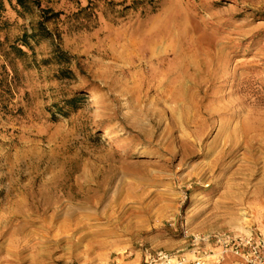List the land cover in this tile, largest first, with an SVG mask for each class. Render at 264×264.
<instances>
[{"label": "rangeland", "instance_id": "rangeland-1", "mask_svg": "<svg viewBox=\"0 0 264 264\" xmlns=\"http://www.w3.org/2000/svg\"><path fill=\"white\" fill-rule=\"evenodd\" d=\"M43 3L62 14L36 57L58 46L70 65L2 53L37 15L9 11L0 33V264H145L264 236V0Z\"/></svg>", "mask_w": 264, "mask_h": 264}, {"label": "trees", "instance_id": "trees-1", "mask_svg": "<svg viewBox=\"0 0 264 264\" xmlns=\"http://www.w3.org/2000/svg\"><path fill=\"white\" fill-rule=\"evenodd\" d=\"M11 11L15 13L18 18L26 19L37 15L39 20L32 24L31 31L24 32L23 36L10 44L7 50H1L2 53L8 57H13V60L20 61L26 68L34 65H70L71 56L56 46L49 58L38 61L35 53V48L42 40L53 39L54 34L49 28V24L57 21L61 14L55 12L52 8L44 5L43 0H0V33L10 28L9 21L6 14ZM1 47V43H0ZM31 53V54H29ZM60 79H69L73 72L69 69H62L58 72ZM82 98L80 96L73 97L66 100L64 105L59 108L61 115H67L66 109L76 110Z\"/></svg>", "mask_w": 264, "mask_h": 264}, {"label": "built area", "instance_id": "built-area-1", "mask_svg": "<svg viewBox=\"0 0 264 264\" xmlns=\"http://www.w3.org/2000/svg\"><path fill=\"white\" fill-rule=\"evenodd\" d=\"M215 247L196 251L193 258L159 251L147 255L145 264H222L233 256L239 264H264V236L253 230L247 233L219 232L208 236Z\"/></svg>", "mask_w": 264, "mask_h": 264}]
</instances>
